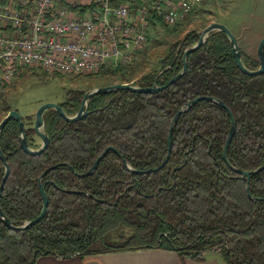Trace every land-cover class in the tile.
I'll return each mask as SVG.
<instances>
[{
	"label": "trees",
	"instance_id": "trees-1",
	"mask_svg": "<svg viewBox=\"0 0 264 264\" xmlns=\"http://www.w3.org/2000/svg\"><path fill=\"white\" fill-rule=\"evenodd\" d=\"M8 1L16 0L0 4ZM164 26L177 31L182 25ZM199 34L196 29L186 32L134 79L128 64L106 65L97 74L102 84L117 78L142 86L164 84L182 68L183 50ZM242 59L251 69L260 63L257 53L243 49ZM84 90L69 88L58 103L73 114ZM197 95L217 96L229 109L201 98L181 113L173 127L170 156L160 168L131 172L109 149L94 171L77 173L88 170L108 145L138 169L158 166L168 152L174 113ZM0 98L1 119L13 107ZM231 114L236 130L228 159L250 170L264 162V71L243 72L228 36L216 30L188 54L184 74L160 90L93 94L88 113L74 121L49 108L44 120L50 141L41 153L21 147L18 122L12 117L0 132L10 164L1 207L17 224L36 217L43 205L42 174L49 202L42 218L25 229L10 228L0 218V264H34L43 254L66 258L146 247L174 250L182 262L186 257L202 260L218 250L224 264H264V169L247 182L223 159ZM34 115L22 117L29 146L38 148L41 137ZM3 173L0 158V182ZM247 184L257 199L249 197Z\"/></svg>",
	"mask_w": 264,
	"mask_h": 264
},
{
	"label": "built area",
	"instance_id": "built-area-1",
	"mask_svg": "<svg viewBox=\"0 0 264 264\" xmlns=\"http://www.w3.org/2000/svg\"><path fill=\"white\" fill-rule=\"evenodd\" d=\"M206 0H16L0 4V87L28 69L126 66L154 23L182 24Z\"/></svg>",
	"mask_w": 264,
	"mask_h": 264
},
{
	"label": "rangeland",
	"instance_id": "rangeland-1",
	"mask_svg": "<svg viewBox=\"0 0 264 264\" xmlns=\"http://www.w3.org/2000/svg\"><path fill=\"white\" fill-rule=\"evenodd\" d=\"M200 7L198 14L182 22L177 31H168L162 23H158L159 21L151 26L144 47L133 55L132 61L128 64L131 79H134L143 68L155 63L172 42L192 29L200 33L211 21L227 24L237 36L244 51L257 53L258 42L264 35V0H206ZM97 73H81L82 76L77 77L79 74L28 69L1 86L0 96L2 95L7 104L13 107L11 109L16 107L22 115L35 113L37 107L45 101L58 102L69 88H83L85 92L94 86L110 84H102ZM119 82L128 81L119 78L111 81Z\"/></svg>",
	"mask_w": 264,
	"mask_h": 264
},
{
	"label": "water",
	"instance_id": "water-1",
	"mask_svg": "<svg viewBox=\"0 0 264 264\" xmlns=\"http://www.w3.org/2000/svg\"><path fill=\"white\" fill-rule=\"evenodd\" d=\"M216 30H221V31L225 32L226 35L228 36L230 43H231V49H232L233 56L236 60L238 67L243 72L254 75V74H258V73L264 71V35L260 38L258 45H257V56H258V59L260 62L259 66L255 69H251L243 62L242 48L240 47L237 36L231 30V28L223 22L211 21L200 31L198 40L184 48L183 54H182V61H183L182 68L176 74H174L166 83H164V84L153 83L151 85L142 86L138 83L128 81V82L110 83V84L101 85V86H94V87H92V88H90L84 92L83 97L81 99L79 109L76 113H73V114L67 113L65 111V109L63 108V106L56 101H45V102L41 103L36 109L35 120H34V128H35L36 132L38 133V135L41 137V144L38 148H32L29 146L27 133L25 131L24 119H23L21 113L19 112V110L15 109V108L10 109L0 119V132L2 131L5 124L12 117L15 118L18 122L19 140H20L21 147L29 153H33V154L41 153L47 147V145L50 141V137H49L48 131L46 129L45 120H44V113L49 108H54L57 111H59L60 114L65 119H67L68 121H74V120H78V119L84 117L88 113L87 107H88L89 98L93 94H96L99 92H111V91L119 90V89H126V90L129 89V90H133V91H137V92H155L157 90H160L163 87L167 86L168 84H171L177 78H179L180 76H182L184 74V72L187 69L188 54L191 53L192 51L196 50L199 46H201L207 40L209 34L212 31H216ZM201 98H208V99L213 100L214 102H216V103H218V104L229 109V107L227 106L225 101H223L222 99H220L219 97L214 96V95H197V96L187 100L184 104H182L176 110V112L174 113V115L172 117L171 124H170V130H169V136H168V152H167L166 158L158 166L152 167V168H146V169H138V168L132 166L121 155V153L118 151V149L115 146L108 145L95 158L93 164L91 165V167L88 170H86L84 172H77V173L84 175V174H89L92 171H94L96 169L100 159L102 157H104V155L107 153V151L109 149L114 150L115 152H117L122 157V160H123L125 167L131 172L142 173V172H148V171H152V170H156V169L160 168L168 160L170 153H171V150H172V138H171V136H172V131H173V127H174L176 119L178 118V116L181 113L187 111L196 101L200 100ZM231 116H232V120H231L230 128L228 131V135H227L225 143H224L222 156H223V159L225 160V162L231 168H233L235 171L239 172L241 175L245 176V178L247 179V182H249L252 174H255V173L264 169V162L262 164L256 166V167L250 169V170H244V169H241V168L235 166L234 164H232L229 161L228 156H227V150H228L230 141H231V139L235 133V130H236V121L233 118L232 114H231ZM0 158L2 159V161L4 163V173H3L2 180L0 182V195H1V193L3 191L5 180H6L7 176L9 175V172H10V164L8 162L7 156L5 155V153L3 152L2 148H1V145H0ZM66 164L73 169L72 165H70L67 162H66ZM42 175H40V177H39V187H40V192H41L42 198H43V205H42L41 212L36 217L23 220L22 222L17 224L7 216V214L5 213V211L3 210V208L1 207V204H0V218L4 222V224H6L8 227L14 228V229L28 228L31 225L35 224L37 221H39L42 218V216L45 214V211H46L47 206H48L49 198H48L47 192L45 190V183L42 181ZM246 189H247V193H248L249 197H251L252 199L258 198L257 196H255L251 193L250 188H249V184H247ZM71 191L72 192L85 193V194L90 195V193L83 191V190H71Z\"/></svg>",
	"mask_w": 264,
	"mask_h": 264
},
{
	"label": "crops",
	"instance_id": "crops-1",
	"mask_svg": "<svg viewBox=\"0 0 264 264\" xmlns=\"http://www.w3.org/2000/svg\"><path fill=\"white\" fill-rule=\"evenodd\" d=\"M34 264H224L218 250L207 252L205 259L186 257L182 262L178 252L157 247L103 252L88 256L72 254L60 257L54 254L40 255Z\"/></svg>",
	"mask_w": 264,
	"mask_h": 264
}]
</instances>
